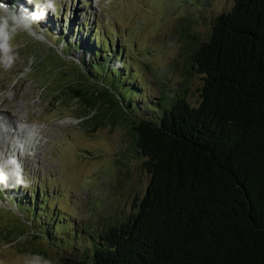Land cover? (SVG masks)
<instances>
[{
	"label": "trees",
	"instance_id": "trees-1",
	"mask_svg": "<svg viewBox=\"0 0 264 264\" xmlns=\"http://www.w3.org/2000/svg\"><path fill=\"white\" fill-rule=\"evenodd\" d=\"M2 2L30 17V28L58 49L49 61L81 86L72 89H90L91 100L110 110L99 111L97 123L106 117L122 121L148 175L135 212L87 233L88 247L64 262L264 264V0H234L213 20L205 40L194 38L188 47L189 75L200 80L194 105L186 79L180 91L167 94L161 85L150 97L138 79L145 84L147 78L132 73L124 45L112 48L91 30L79 37L83 23L70 17L55 28L46 14H28L23 0ZM21 190L0 181V201L10 209L3 208L24 221L34 210L41 222L34 217L31 226H44L50 241L65 244L81 234L76 224L73 237L61 233V225L70 227L51 221L48 212L57 211L33 198L34 189Z\"/></svg>",
	"mask_w": 264,
	"mask_h": 264
},
{
	"label": "rangeland",
	"instance_id": "rangeland-1",
	"mask_svg": "<svg viewBox=\"0 0 264 264\" xmlns=\"http://www.w3.org/2000/svg\"><path fill=\"white\" fill-rule=\"evenodd\" d=\"M23 2L28 14H46L45 21H54L55 28L71 17L84 24L79 37L91 30L88 33L107 38L112 48L124 45L125 59L134 67L132 73L142 76L141 71L147 78L145 84L138 79L150 97L160 93L161 85L167 94L178 92L182 88L179 82L186 79L187 99L194 105L200 80L189 75L188 47L194 38L206 39L213 20L229 11L234 0ZM2 3L0 0V116L14 123H0V181L19 185L27 194L34 189L33 198L39 197L43 205L46 202L57 211H47L51 221L69 225L70 229L61 225V233L73 237L71 229L76 224L81 234L65 244L60 239L50 241L44 226H31L34 217V223L41 222L34 210L31 220L24 221L0 201V264H71L64 258L79 256L88 247L87 233L95 234L108 222L135 212L148 175L122 121L106 117L97 123L99 114L110 110L91 100L90 89H72L81 86L49 61L59 54L58 49L30 28L34 23L30 17ZM36 30L50 36L43 29ZM89 98L92 102L85 104ZM14 130L23 140L17 146L20 154L13 149L17 138L9 135ZM33 232L41 238H34Z\"/></svg>",
	"mask_w": 264,
	"mask_h": 264
},
{
	"label": "bare ground",
	"instance_id": "bare-ground-1",
	"mask_svg": "<svg viewBox=\"0 0 264 264\" xmlns=\"http://www.w3.org/2000/svg\"><path fill=\"white\" fill-rule=\"evenodd\" d=\"M38 34V33H37ZM38 37H40L41 38V36H39L38 35ZM0 115H3V114H1L0 113ZM4 122V123H3ZM0 123L1 124H12V123H14L13 122V120L11 119V118H7V119H2L1 118V116H0ZM18 129H19V127H18ZM17 130V129H16ZM7 132V131H6ZM11 132V131H10ZM25 132V131H24ZM27 132V131H26ZM11 134H13L14 136H13V139L14 138H17V139H14V145H15V147L13 148L15 151H17L19 154H20V149H18L17 150V146L19 147V146H21L22 145V143H23V140L22 139H19V137L21 136L20 135V133H19V131H16V134H15V130L12 132V133H9V135H11ZM11 143V142H10ZM9 142H8V145L10 144ZM13 144V143H12ZM25 147V146H24ZM3 148V146H0V149H2ZM25 150V149H24ZM10 150L8 149V152H9ZM24 158H26V157H24Z\"/></svg>",
	"mask_w": 264,
	"mask_h": 264
}]
</instances>
